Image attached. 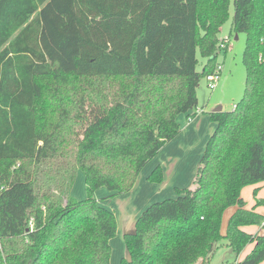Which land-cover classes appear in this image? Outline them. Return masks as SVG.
Returning <instances> with one entry per match:
<instances>
[{
	"label": "trees",
	"instance_id": "obj_1",
	"mask_svg": "<svg viewBox=\"0 0 264 264\" xmlns=\"http://www.w3.org/2000/svg\"><path fill=\"white\" fill-rule=\"evenodd\" d=\"M230 2L231 30L245 35L243 96L209 114L192 187L141 212L119 264H206L220 246L236 260L248 245L238 264L264 260V235L243 230H264V200L246 209L240 195L264 183V0H0V264H110L116 220L92 193L129 192L176 118L195 116ZM107 77L128 81L110 105L81 83ZM148 181H162L159 167Z\"/></svg>",
	"mask_w": 264,
	"mask_h": 264
},
{
	"label": "rangeland",
	"instance_id": "obj_2",
	"mask_svg": "<svg viewBox=\"0 0 264 264\" xmlns=\"http://www.w3.org/2000/svg\"><path fill=\"white\" fill-rule=\"evenodd\" d=\"M233 11V4L230 2L228 6L227 19L217 34L219 42L225 41L227 43V48L225 50H220L215 59L217 66L220 68L219 82L214 90H210L207 87V82L204 77H201L199 86L196 89L197 110L202 109L206 114L211 113V111H215L218 107L222 112H230L233 110V105H236L243 96L245 69L242 63V55L245 47V35L235 34L231 30ZM196 55V72L201 73L206 59L202 57L198 51ZM81 83L83 86H86L87 83L88 87L89 85L90 87L96 86L91 90L86 88V91L88 90L86 93L89 92L90 94L98 91L99 97L97 98L101 99L105 105H110L114 101H120L124 94L128 92V81L122 78L107 77L102 80L98 78H87L82 80ZM94 89L97 90L95 91ZM199 114H202V112L197 113V115ZM146 165L142 168V170H144V168L145 170H148L149 166ZM46 168H48V166L45 167V170ZM45 187L46 186L44 185V188ZM253 191H256L255 197L253 196ZM145 192L148 193V190ZM240 195L245 201L247 208L251 209L256 204V201L264 199V183L245 186L242 188ZM71 196L78 201L86 198L85 178L81 171H77L75 174L74 183L71 189ZM133 196H128V192L112 196L105 188L97 189L92 193V198L103 207L111 210L116 220V234L110 241V264H119L121 258L126 260L129 259L128 252L126 251L123 242V236L129 232V220L131 219H128L130 218L128 217V211L131 216L133 207H129V204H132ZM175 196L176 194L174 193V196L171 198H175ZM229 212L230 211H228L223 218L224 226L227 223ZM259 212L264 216V206L259 209ZM258 227L259 226L256 225H250L244 228L249 234H256L260 229ZM250 246L251 245L247 246V251H250ZM241 253L239 257L244 255V253ZM234 260L235 257L227 253L225 246H220L216 249L210 261L206 264H233ZM259 264H264V260H262Z\"/></svg>",
	"mask_w": 264,
	"mask_h": 264
},
{
	"label": "crops",
	"instance_id": "obj_3",
	"mask_svg": "<svg viewBox=\"0 0 264 264\" xmlns=\"http://www.w3.org/2000/svg\"><path fill=\"white\" fill-rule=\"evenodd\" d=\"M212 112L214 111H211V113ZM208 114L202 110V114H196L192 119H188L185 114H180L176 118L179 125L178 134L167 141L158 154L149 161L146 165L149 166L148 170H145V168V172L141 170L136 183L128 192V196H133L135 194L132 204H129V207H133V212L130 216V212L128 211V217H130L128 219H131L129 220L130 227L128 228V234L134 232L136 219L148 205L173 197L176 189L192 187L196 169L206 142L215 130V124L210 121ZM156 167H159L162 172V181L159 184L150 183L148 181V176ZM146 190H148V193L145 192ZM261 207H256L255 211L260 213L259 209ZM245 208L248 209L246 203ZM228 211H230L229 217L235 211V208ZM228 211H226V213ZM258 228L260 229L256 234L264 235V230L261 227ZM224 229L225 226L222 219V230ZM243 230L245 231V228H243ZM250 247H252V245ZM247 249L248 247L242 251L244 255L241 257L238 256L233 263H239L249 252Z\"/></svg>",
	"mask_w": 264,
	"mask_h": 264
},
{
	"label": "built area",
	"instance_id": "obj_4",
	"mask_svg": "<svg viewBox=\"0 0 264 264\" xmlns=\"http://www.w3.org/2000/svg\"><path fill=\"white\" fill-rule=\"evenodd\" d=\"M220 50H223L224 48L227 47V43L225 41L220 42V44L218 45ZM219 76H220V68L217 66L216 70L210 74L207 75L205 77V81L207 82V87L210 90H214L219 82ZM236 108V105H233V110ZM199 112H202V110H195V115ZM18 166V165H17ZM15 168V167H13ZM233 264H238L237 262L233 263Z\"/></svg>",
	"mask_w": 264,
	"mask_h": 264
},
{
	"label": "water",
	"instance_id": "obj_5",
	"mask_svg": "<svg viewBox=\"0 0 264 264\" xmlns=\"http://www.w3.org/2000/svg\"><path fill=\"white\" fill-rule=\"evenodd\" d=\"M221 111V109L218 107L215 111H214V113L215 112H220Z\"/></svg>",
	"mask_w": 264,
	"mask_h": 264
}]
</instances>
